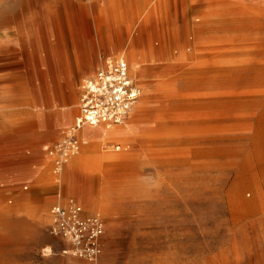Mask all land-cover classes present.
I'll return each instance as SVG.
<instances>
[{
    "label": "rangeland",
    "instance_id": "374dc122",
    "mask_svg": "<svg viewBox=\"0 0 264 264\" xmlns=\"http://www.w3.org/2000/svg\"><path fill=\"white\" fill-rule=\"evenodd\" d=\"M15 2L0 1V17L4 7L9 17L0 35L8 33L6 45H17L0 55V264H264V83L247 86L256 93L234 108L243 118L232 121L229 139L217 135L211 170L181 161L179 130L135 137L129 148L136 164L105 165L99 159L123 152L126 138L99 141L85 154L92 161L69 171L82 144L57 173L50 150L74 126L80 85L102 59L124 57L140 97L143 89L116 38L99 39L81 25L101 0H69L73 35L64 38L44 26L61 0H21L17 20ZM180 12L170 10L174 19ZM159 71L149 76L153 88L181 92V54ZM84 181L114 214L81 203ZM71 199L105 218L104 251L95 260L64 253L65 241L50 232V207Z\"/></svg>",
    "mask_w": 264,
    "mask_h": 264
},
{
    "label": "bare ground",
    "instance_id": "6f19581e",
    "mask_svg": "<svg viewBox=\"0 0 264 264\" xmlns=\"http://www.w3.org/2000/svg\"><path fill=\"white\" fill-rule=\"evenodd\" d=\"M101 1L104 5L94 10L92 18L83 16L81 25L99 39L104 34L108 35L105 40L116 38L118 49L135 69L143 93L121 126L82 125L79 136L84 153L69 164V171L74 163H90L92 157L85 154L97 150L99 141L126 138L123 152L99 159L105 165L136 164L137 157L129 148L135 147V137L179 130L181 161L191 163L196 170L213 169L217 135L224 142L229 139L234 129L232 121L243 118L234 108L246 95L256 93L247 86L252 81L264 83V57H260L264 53V0H135L133 4L124 0ZM15 5L12 17L17 20L21 0ZM173 6L181 8L177 19L170 13ZM57 11L50 9L45 33L63 38L73 35L69 0H61ZM8 19L4 7L0 30L7 27ZM7 35H0V55L17 50L16 44L6 45ZM177 54H181V92L178 87L153 88L150 74L157 76ZM56 65L53 61L51 66ZM171 81L175 84L178 78ZM72 111L68 109L67 121ZM81 185V203L89 210L101 205L95 200L89 181ZM100 211L114 214L109 203L102 204ZM50 249L47 247L46 251Z\"/></svg>",
    "mask_w": 264,
    "mask_h": 264
},
{
    "label": "built area",
    "instance_id": "2783aa9c",
    "mask_svg": "<svg viewBox=\"0 0 264 264\" xmlns=\"http://www.w3.org/2000/svg\"><path fill=\"white\" fill-rule=\"evenodd\" d=\"M130 66L124 57L101 60L96 71L82 82L79 94L80 113L74 126L50 150L55 171L62 172L72 156L79 153L82 125H121L140 98ZM118 145L116 149H119ZM50 232L65 241L64 253L88 260L97 259L104 251L106 221L100 212H90L71 199L66 204L50 207Z\"/></svg>",
    "mask_w": 264,
    "mask_h": 264
},
{
    "label": "crops",
    "instance_id": "0c3cea01",
    "mask_svg": "<svg viewBox=\"0 0 264 264\" xmlns=\"http://www.w3.org/2000/svg\"><path fill=\"white\" fill-rule=\"evenodd\" d=\"M105 58H107V57H105ZM97 66H98V65H97ZM96 68H97V67H96ZM95 71H96V69L94 70V72H95ZM94 72H93V73H94ZM93 73H92V74H93ZM80 86H81V85H80ZM79 113H80V112H79ZM103 125H104V124H103ZM107 127H108V126H107ZM79 137H80V136H79ZM90 212H91V211H90Z\"/></svg>",
    "mask_w": 264,
    "mask_h": 264
}]
</instances>
